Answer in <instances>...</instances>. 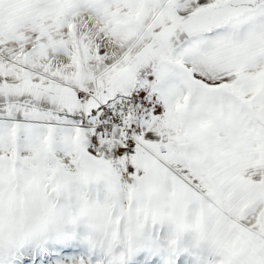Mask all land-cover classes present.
Wrapping results in <instances>:
<instances>
[{
    "label": "snow or ice",
    "instance_id": "obj_1",
    "mask_svg": "<svg viewBox=\"0 0 264 264\" xmlns=\"http://www.w3.org/2000/svg\"><path fill=\"white\" fill-rule=\"evenodd\" d=\"M0 264H264V0H0Z\"/></svg>",
    "mask_w": 264,
    "mask_h": 264
}]
</instances>
